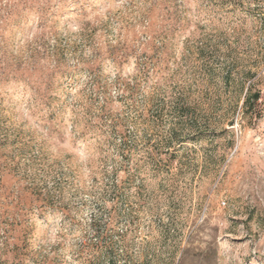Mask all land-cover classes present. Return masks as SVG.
I'll return each instance as SVG.
<instances>
[{
    "label": "rangeland",
    "instance_id": "374dc122",
    "mask_svg": "<svg viewBox=\"0 0 264 264\" xmlns=\"http://www.w3.org/2000/svg\"><path fill=\"white\" fill-rule=\"evenodd\" d=\"M106 250L264 264V0H0V264Z\"/></svg>",
    "mask_w": 264,
    "mask_h": 264
},
{
    "label": "trees",
    "instance_id": "16d2710c",
    "mask_svg": "<svg viewBox=\"0 0 264 264\" xmlns=\"http://www.w3.org/2000/svg\"><path fill=\"white\" fill-rule=\"evenodd\" d=\"M257 100H258V95L256 94L252 96H248L243 102V105L245 108H247L251 102H256ZM96 264H117V262L115 258L113 257L111 251L109 252V250H106L105 252L101 254V256L99 257V260L96 261Z\"/></svg>",
    "mask_w": 264,
    "mask_h": 264
}]
</instances>
